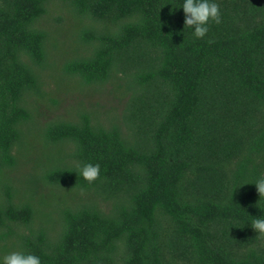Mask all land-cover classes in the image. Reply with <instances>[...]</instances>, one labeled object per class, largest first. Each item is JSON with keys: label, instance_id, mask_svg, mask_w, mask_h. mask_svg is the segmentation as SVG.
<instances>
[{"label": "trees", "instance_id": "16d2710c", "mask_svg": "<svg viewBox=\"0 0 264 264\" xmlns=\"http://www.w3.org/2000/svg\"><path fill=\"white\" fill-rule=\"evenodd\" d=\"M51 1L0 0V254L264 264L250 224L264 214L251 182L264 176V0H217L200 38L181 0H61L75 21L60 67L40 25ZM110 85L123 110L56 112L59 92ZM84 163L99 164L91 182Z\"/></svg>", "mask_w": 264, "mask_h": 264}, {"label": "rangeland", "instance_id": "374dc122", "mask_svg": "<svg viewBox=\"0 0 264 264\" xmlns=\"http://www.w3.org/2000/svg\"><path fill=\"white\" fill-rule=\"evenodd\" d=\"M49 12L43 17L41 22V27L49 30L56 40L51 39L48 43L50 50V62L56 64L58 67L63 65L66 58H68L70 52L74 49V45L71 42V31L74 30V18L67 9V6L62 3L61 0H53L49 5ZM63 16V19L58 20L59 16ZM61 26L62 30L60 32L56 31L57 27ZM53 41H56V47H53ZM77 43L79 47H82V41L80 36L77 38ZM48 63V62H47ZM42 79L46 78L47 83L51 81L48 74L52 75L51 66L48 63V67L40 71ZM53 85V83H51ZM58 98H65L63 102L58 104L56 110L57 113H61L63 117H68L70 115L69 103L72 104L74 101H83L85 104L91 103L93 108H97L103 112L104 110L115 107L119 110H123L127 98L123 96L121 91H113V86L110 85V91L100 90L94 93H86V88L84 91L80 88L75 92L70 90L66 92L65 90L59 92ZM67 98V99H66ZM69 100V101H68ZM99 104V105H98ZM50 107L55 111V106L49 103ZM50 110V109H49ZM29 164L25 167H21L19 170L13 171V175L22 176V174L29 168Z\"/></svg>", "mask_w": 264, "mask_h": 264}, {"label": "clouds", "instance_id": "9594fccd", "mask_svg": "<svg viewBox=\"0 0 264 264\" xmlns=\"http://www.w3.org/2000/svg\"><path fill=\"white\" fill-rule=\"evenodd\" d=\"M175 7L182 8L184 26L190 28L192 35L197 38L204 37L208 32L209 21L220 23L221 20L217 0H181ZM98 173L99 164L84 163L79 168V174L89 182L94 180ZM251 182L255 184L259 197L264 196V176ZM250 224L257 233L264 234V214L253 216ZM0 264H41V258L32 252L13 250L0 254Z\"/></svg>", "mask_w": 264, "mask_h": 264}]
</instances>
